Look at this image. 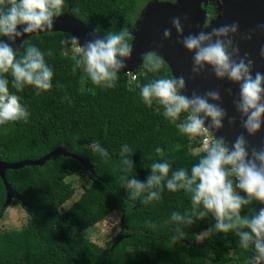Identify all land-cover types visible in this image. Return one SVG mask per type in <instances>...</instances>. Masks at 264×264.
<instances>
[{
    "label": "trees",
    "instance_id": "trees-1",
    "mask_svg": "<svg viewBox=\"0 0 264 264\" xmlns=\"http://www.w3.org/2000/svg\"><path fill=\"white\" fill-rule=\"evenodd\" d=\"M150 2L65 0L61 15L69 10L103 38L109 31L133 26L140 9ZM203 10L207 19L216 16L215 5L208 4ZM66 36L58 32L34 35L20 45L18 57L29 45L45 53L54 72L53 87L37 94L34 87L26 86L17 93L8 76L10 91L21 97L30 117L27 123L0 125V163L36 161L59 148L85 160L88 168L71 157L55 155L40 166L4 171V179L14 192L13 203L25 214L26 225L20 232H0V264H257L254 250L242 249L234 233L216 232L211 214L184 226L186 236L178 242L171 239L176 234L171 214L191 211L189 193H173L165 188L159 202L142 204V198L135 202L127 200L119 156L123 144H128L134 153V168L129 175L141 181L151 174L153 162L167 160L172 170L185 168L190 172L204 154V150L191 152L198 149L202 137L180 131L183 114L173 124L165 118L161 106L154 103L148 107L143 102L140 90L144 84L171 76L166 64L160 72L150 73L141 63L132 71L133 82L128 74L118 75L113 89L95 86L86 74L81 87V68L73 73L76 53L73 46L63 43ZM49 49L52 56L47 55ZM57 83L63 87L58 88ZM93 141L109 151L107 159L91 150ZM157 147L161 149L159 153ZM75 174L86 177L89 184L77 194L76 201L60 212V207L75 194L65 179ZM4 201L0 180V220ZM259 207L254 202L242 215L258 211ZM112 212L120 218V231L101 249L84 236V231Z\"/></svg>",
    "mask_w": 264,
    "mask_h": 264
},
{
    "label": "clouds",
    "instance_id": "clouds-1",
    "mask_svg": "<svg viewBox=\"0 0 264 264\" xmlns=\"http://www.w3.org/2000/svg\"><path fill=\"white\" fill-rule=\"evenodd\" d=\"M64 7L65 0H0V37L7 38V41L0 39V125L18 121L27 123L30 117L21 97L9 89V75L11 87L17 93L26 86L34 87L37 94L52 89L54 72L45 60V53L29 45L18 57L12 44L21 39L22 47L27 43L23 37L51 32L54 19L63 13ZM172 26L182 37L179 42L192 54L194 76L211 68L218 80L227 79L239 86L233 105L247 136L241 133L229 143L216 135L224 128L225 119L229 125L236 124V116H229L221 107L219 90L210 89L203 94L194 91L188 96L183 75L162 76L144 84L140 90L144 104L161 106L163 115L173 124L183 114L180 131L204 137V154L192 165L190 172L185 168L172 170L167 160L153 162L151 174L141 181L129 175L134 168L131 159L134 153L128 144H123L119 156L124 173L122 187L127 190V200L135 202L142 198V204L159 202L165 188L173 193H189L191 211L171 214V221L176 226V234L171 236L173 241L178 242L184 237V226H191L211 214L216 232L234 233L239 238V246L254 250L257 264H264V207L242 215V211L254 202L264 205V147H253L247 138L264 129V73L254 72V60L247 53L240 54L233 39L239 32L237 23L219 27L205 25L199 32L188 35H184L180 17L172 19ZM209 28L211 31H206ZM171 35V29L164 30V39H171ZM134 39L133 33L122 27L118 32H107L103 38L95 36L83 45L78 37L69 33L63 43L73 46L76 53L73 73L82 68L95 86L113 89L117 86L118 74L132 57ZM52 54L49 49L47 55ZM261 55L264 56V49H261ZM165 63L154 50L142 54V66L150 73L160 72ZM57 87L63 85L57 83ZM227 91L231 95L232 90ZM90 147L102 159L109 157V151L98 142L93 141ZM160 151L157 147L156 152Z\"/></svg>",
    "mask_w": 264,
    "mask_h": 264
},
{
    "label": "water",
    "instance_id": "water-1",
    "mask_svg": "<svg viewBox=\"0 0 264 264\" xmlns=\"http://www.w3.org/2000/svg\"><path fill=\"white\" fill-rule=\"evenodd\" d=\"M206 1L175 0L174 4H170L151 0L148 3L150 8L147 6L148 9L142 15L139 24L136 23L138 24V30L133 34L135 39L133 41L132 57L126 61L127 67L118 75L129 74L139 68L142 63V54L149 50L156 51L155 47L160 37V28L162 27L163 32L165 29H171V39H164L162 32L161 45L157 53L166 61L165 64L171 76H184L187 83V92L185 94L188 96H191L194 91L198 94H203L210 89L219 90L221 107L227 111L229 116H236L235 125H229L228 120L225 119L224 128L219 131L221 136L231 143L241 133L247 136V133L240 126L239 114L233 105V99L239 94V86L231 83L227 79L218 80L212 73L211 68H208L198 76H194L192 72V54L187 52L179 42L182 37L177 35L172 26V19L174 17H180L184 27V35L199 32L206 23V15L200 7L201 4L205 5ZM235 1L237 0H216V16L209 21L208 25L211 27H219L223 24L237 23L239 25V32L233 39L240 48V54L244 55L247 53L254 60V72L259 71L264 73V56L261 55V49H264V0H238L237 5ZM221 19L224 20L219 22ZM206 31H211V28L206 29ZM55 32L66 35L70 33L78 37L82 45L86 41L98 36L74 18L69 10L63 15L56 17L52 31L46 33ZM46 33H32L23 37V39ZM249 36L251 37L250 39H248ZM0 39L7 41L6 37H0ZM21 43L22 40L17 39L16 43L12 44V47L19 51ZM228 89L232 90L231 95H229ZM247 138L253 147H264V129L255 136H248ZM55 155L71 157L80 161L84 168H88V163L85 160L65 153L59 148H56L36 161H24L15 164L0 163V180L5 192L4 206H7L10 198L14 196V192L4 179V171L8 169H19L24 166H40Z\"/></svg>",
    "mask_w": 264,
    "mask_h": 264
},
{
    "label": "rangeland",
    "instance_id": "rangeland-1",
    "mask_svg": "<svg viewBox=\"0 0 264 264\" xmlns=\"http://www.w3.org/2000/svg\"><path fill=\"white\" fill-rule=\"evenodd\" d=\"M150 8V6H148ZM146 8V10L148 9ZM146 10L142 13L144 14ZM209 22L205 23L208 25ZM139 24V23H138ZM138 24H136L132 33L134 34L138 30ZM86 78V73L81 68V87ZM191 152L196 154L199 152V149H192ZM65 182H69L72 186L75 194L65 202L60 207V212L65 211L74 201L77 200V194L82 191L83 187H86L89 184V181L86 177L81 174H75L69 178L65 179ZM26 225V216L23 211L18 207V205L13 203V198H10L9 203L5 206L3 216L0 220V232L2 231H14L20 232L25 228ZM120 231V218L115 213H110L107 215L101 222L95 224L91 228H88L84 231V236L93 244L99 248H105L106 244L116 238ZM186 235L184 234V237ZM200 238L198 239V242Z\"/></svg>",
    "mask_w": 264,
    "mask_h": 264
},
{
    "label": "flooded vegetation",
    "instance_id": "flooded-vegetation-1",
    "mask_svg": "<svg viewBox=\"0 0 264 264\" xmlns=\"http://www.w3.org/2000/svg\"><path fill=\"white\" fill-rule=\"evenodd\" d=\"M158 2V1H157ZM160 3H170V4H174V2H173V0H172V3L171 2H160ZM208 4H210V5H212L213 7H214V5H215V9H216V0H207L206 1V4L205 5H202L201 4V9L203 10V8H205V7H207V5ZM214 4V5H213ZM147 6H148V3L147 4H145L141 9H140V12H139V15H138V20L135 22V24L133 25V26H131V27H128V29L130 30V31H132V29H133V27L136 25V23H139V20L142 18V13L146 10V8H147ZM203 12H204V10H203ZM205 13V12H204ZM206 15V14H205ZM210 20H212V19H207V16H206V23L207 22H209Z\"/></svg>",
    "mask_w": 264,
    "mask_h": 264
},
{
    "label": "built area",
    "instance_id": "built-area-1",
    "mask_svg": "<svg viewBox=\"0 0 264 264\" xmlns=\"http://www.w3.org/2000/svg\"><path fill=\"white\" fill-rule=\"evenodd\" d=\"M128 75H130V76H129V80H130V82H133V81L135 80V76L132 75V73H129ZM209 139H211V137H209ZM204 147H205V145H204V137H202L201 140H200L199 147H198L199 151L204 150ZM260 207H264V205H260ZM260 207H259V208H260ZM258 210H259V209H258Z\"/></svg>",
    "mask_w": 264,
    "mask_h": 264
},
{
    "label": "bare ground",
    "instance_id": "bare-ground-1",
    "mask_svg": "<svg viewBox=\"0 0 264 264\" xmlns=\"http://www.w3.org/2000/svg\"><path fill=\"white\" fill-rule=\"evenodd\" d=\"M235 2H236L235 4L237 5V3H238L239 1L237 0V1H235ZM223 20H224V19H221V20H219V22H222ZM162 32H163V29H162V27H161V28H160V37H159L158 43H157V45H156V47H155L156 52L159 50V47H160V45H161ZM216 135H217V136H221L220 132H217Z\"/></svg>",
    "mask_w": 264,
    "mask_h": 264
}]
</instances>
